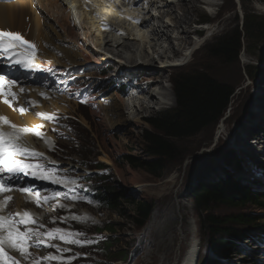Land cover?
Listing matches in <instances>:
<instances>
[{"label":"rangeland","instance_id":"374dc122","mask_svg":"<svg viewBox=\"0 0 264 264\" xmlns=\"http://www.w3.org/2000/svg\"><path fill=\"white\" fill-rule=\"evenodd\" d=\"M167 1L177 4L179 0L97 1L101 21L103 18L117 28L120 26L119 28L124 30L125 36L134 44L132 50H144L145 48L148 50L143 54H138L141 56L138 58L130 52L127 55L131 58H126L121 63L120 58L106 50L103 26L101 27L99 24L101 21H93L90 27L95 34L94 41L92 40L90 46L91 51H93L90 54L93 55V58L91 57L92 63L89 66L86 64L79 66L78 68H83L82 72L71 74L63 80L60 79L58 87L65 88V93L56 90L58 91L57 94L68 97L67 101L70 102L71 99L69 98L77 91L79 97L86 102V106L82 105L78 110V107L73 105L70 110L72 112L64 115L63 119L58 122L57 125L67 131L68 134L65 135L64 130L57 134L61 144L52 140L54 141L53 145H55L52 148L57 153L53 152L54 155L47 154L44 163L54 162L56 167L63 166V170L60 172L62 176L56 171L55 174L61 178H67L63 187L75 186L77 193H67L66 189L62 188L60 191L64 197L55 196V203L49 200L44 209L35 207L39 220L35 223V228L44 225L43 228L39 227L40 230L37 229L41 233L57 228L63 229L65 233H82V235L72 237V239H78L82 243H65L59 238L49 240L47 236H44L42 238L44 242L59 245L62 243L59 249H69V251H57V248L44 250L45 254L52 253L53 256H59L61 259L60 261L50 260L46 262L40 260L39 264H66L69 260H71V264H92L93 260L102 261L103 264H180L188 249L192 235L190 232L193 227L197 231L196 237L201 245L198 264H207V261L213 262V264H264V239L257 235L237 241L240 249L238 248L239 250L233 251L228 256L220 255L211 249L207 235L202 230L200 213L192 199L194 191L223 178L226 169L237 180H233V182L244 187V193L247 196L264 194V183L259 179L263 177L261 175L264 169L262 171L257 166L258 164L264 166V141L262 144H258L253 138L249 144L247 142L245 144L236 132L241 129L239 124L242 117L243 119L244 116L247 120L250 119L247 115L248 112L253 116L255 113L257 115L256 106L255 108H248L249 110L247 109L242 117L240 115L232 117L233 107L239 106L236 99L242 88L249 86L248 94L253 96L255 86L264 79V37L259 36V39H251L248 43L244 41V47L235 62L209 53L210 45L235 29H241L247 15L254 12L264 16V11L259 7V4H264V2L261 0H214L215 5L210 7L206 3L207 0H197L193 12L196 21L193 29H198L199 33L192 34L189 39L200 41V44L190 55L182 50L181 41L176 40L174 47L180 50L181 54L183 53V63L164 67V64L162 65L160 62V57L162 55L171 56L173 49L168 42L162 40L158 42V46L155 48L157 52L156 50H149L150 44L155 41L152 38L150 24L159 19L164 24L172 26L174 14H166L162 9ZM114 5L118 6L116 9L123 10V15L128 12L132 16L130 17L132 20L122 21L117 18L118 16L114 14L113 10ZM175 14L179 16L182 14V10H178ZM142 21L145 22L142 23ZM210 28L212 29L210 30ZM151 68L163 70V72L157 74V70L156 75H153L154 77L150 76L161 81V83L151 86L150 90L156 92L170 91L174 100L169 101L168 104L156 105L151 103L147 96H141L139 103L141 102L143 105V110H141L144 116L142 126H134L130 121L121 123L112 132L115 145L110 144L106 140L105 131L102 129L101 119L96 114L97 104L103 103L109 94L117 95L123 103L128 105L127 108L126 106L123 107V112L127 116L133 117L136 109L134 103L132 104L130 95L134 92L128 84L130 79L127 75L132 70L138 69V72H133L136 79L139 78V80H135V83L146 86L153 79L141 80L140 76L151 73L147 71ZM197 70L206 72L211 77L230 85L234 89L231 102L223 118L192 136L176 140L180 155L178 159L168 164L163 176H155L145 169L133 168L127 163H122V156L126 154L144 158L142 134L150 128L147 119L162 111L175 108L177 99L172 80L180 72ZM253 71L254 76L249 77L247 72ZM120 72L123 73L119 74ZM74 77L75 79L72 80L71 78ZM77 81L79 82L77 83ZM50 84L51 82L46 81V78L43 77L37 88L49 91L48 86ZM250 95L249 97H251ZM244 96L246 98V95ZM49 105L54 106V101ZM58 105L59 108L55 106L53 108L57 114L58 111L60 112L58 117H61L63 115L62 107L68 105L65 103L63 105L62 101ZM229 117L232 118L227 124L224 120ZM73 127H77L76 130H73ZM259 127L264 129V124H258L254 130L259 132ZM230 129L232 130L231 133H229ZM217 133H219L218 137ZM45 134L48 133H43V138L46 136ZM204 134H207L209 141L207 144L205 143L206 145L200 146L198 143ZM43 138L40 140L41 142H43ZM218 138H220L219 141ZM237 138L239 140L236 144ZM233 154L235 158L225 162L224 157ZM106 158L111 163H107ZM222 160L227 165H222L224 164ZM102 163L104 165H101ZM98 165L100 166L98 167ZM87 185L106 186V188L124 192L129 198L153 201L155 202L154 211L145 225L139 227L129 217H123L110 207L87 196L85 189ZM58 189V187L53 186L48 191L52 196L59 191ZM73 196L76 199H72ZM16 200L18 201L19 197ZM55 204L58 206L65 205V209H62L63 207L59 209L54 206ZM15 205L19 207L18 203ZM14 209L15 207H13ZM239 213L258 214L259 212L250 203L243 205L242 200L238 201L236 207L216 205L214 208V214L219 217L230 218V216ZM261 214L264 216V212ZM74 216L86 217V219H73ZM108 226H113L116 233L107 230ZM101 230L103 231L101 232ZM113 234L119 240L115 248V257L120 259V257L127 256L126 259L109 260L106 251L98 247L100 245L97 243L98 238L101 236L110 237ZM34 250L42 251L43 248L32 247L31 251ZM38 253L41 254L40 257L42 258L45 256L42 252ZM37 259L34 257L31 262Z\"/></svg>","mask_w":264,"mask_h":264},{"label":"bare ground","instance_id":"6f19581e","mask_svg":"<svg viewBox=\"0 0 264 264\" xmlns=\"http://www.w3.org/2000/svg\"><path fill=\"white\" fill-rule=\"evenodd\" d=\"M97 1L98 0H11L0 2V30L19 32L25 40L35 44L36 51L34 53L33 63L40 66L38 70H35V74L37 76H45L46 81L48 80L51 82V85L48 86L49 91H42L40 89L31 87L28 92L30 95H21L18 92L16 93V91L12 88V91L17 94V100L12 104V106L4 103L3 99L0 100V113L2 116L8 115L10 121L20 127L36 128V126H41L37 129V131L40 133H48L45 134L46 136L44 138L43 136H38L32 132L25 133L20 137L19 142L30 149H34L40 153H43L42 157L29 158L28 162L45 165V167L48 169H55L56 173L58 174L62 172L63 166L56 167L52 162L44 163V159L47 158V154L54 155L53 152L55 154L57 153V151L52 148V146H55L53 145V142L55 141V143L57 142L58 144H61L57 134L64 129L57 124L63 119L62 117L64 115L72 112L70 110L73 105L77 106L78 110L80 106H86V102L79 97L77 91L76 94L69 98L71 99L70 102L67 101L68 97L57 94L58 91H64L65 93V88H59L60 86L58 87V83L60 79L63 80L71 74L82 72L83 68H78L79 66L84 64L89 66V64L92 63L93 55L90 54H92L93 51H91L90 46L95 34H93V29L90 28L91 22L97 20L101 21V19H99V16L101 15L99 14L100 8L98 7ZM196 1L197 0H179L177 4L167 1L165 2L162 9L166 14H174L175 17L172 19V26L164 24L162 20L159 19H156L150 24L152 38H154L155 41L150 44L149 50H156L157 52V49L155 48H157L158 42H161L162 40L168 42L173 49L171 56L162 55L160 57L161 61L159 58V61L162 63V65L164 64V67L170 66L172 64L183 63V53L181 54V51L174 47L176 40L181 41L183 45L182 50L186 53H189L190 55L194 53L196 46L200 44V41L189 39L192 34L196 35L199 33L198 29H193V25L196 23L194 18L195 16L193 14L195 11ZM206 3L210 5V7L215 5L214 0H207ZM116 7L118 6L114 5L113 10L115 12L114 14L118 16L117 18H120L122 21L132 20L130 19L132 16L128 12L126 13L127 16L123 15V10H118ZM259 7L264 11V4H259ZM178 10H182V14H179V16L175 14V12ZM104 20L105 19L102 18V21L105 22V24H103L102 21V24L100 22L99 24L101 27L103 26V36L105 37L104 44L106 45V50L120 58L121 63H123L126 58H131L129 55H127L130 52H132V54L138 58L141 57L138 56V54H143V52L148 50L147 48L137 51L132 50L131 48H134V44L131 43V40L125 36L124 30L120 29L119 25L117 28L114 24L108 23L106 20ZM143 22L145 21H142V23ZM211 29L212 28H210V30ZM22 51L25 50L22 49ZM137 70L135 69L134 71ZM134 71L132 70V72L127 75L128 79H130L128 84H130V88L132 92H134V94L130 95L132 104L134 103V107L136 109V113L133 117L127 116L123 112V107L126 106L127 108L128 105L127 103H123L117 97V95L109 94L110 96L107 95L104 101L106 104L104 102L97 104L96 114L101 119V126L105 131L104 134L106 140H108V142L112 145H115V140L112 136L113 129L118 127L121 123L130 121L134 126H142L144 122V116L142 112L143 105H141V102L139 103V100L142 98L141 96H147V98L151 100V103L156 105L168 104L170 103L169 101L174 100L173 94L170 91L156 92L155 90H150V87L154 84L161 83L159 79L152 78L150 76H153L154 74L156 75V73L161 74L163 70H154L151 68L147 70L151 73L140 76L141 80L153 79L152 81L150 80L146 86L140 83H135V80H139V78L136 79V76H134L133 73ZM122 73L120 72L119 74ZM133 77L135 78L133 79ZM71 79L74 80L75 77ZM78 82L79 81H77V83ZM79 84L82 85L81 83ZM255 87L256 89L255 92H253V96L248 94L250 89L249 86L242 88L236 99L238 100L237 104L239 103V106H235L232 109V117L237 115L242 117L245 115V111H247L248 108L251 109L253 107L255 108L256 106L255 111L257 112V115L255 113V118H253V114L251 115V113L248 112L249 114L247 113V115L250 119L247 120L245 116L244 119L242 117L241 123L239 124L241 129L236 131L238 132V137H240L241 140L243 139L245 144L246 142L249 144L253 138L256 140V142H258V144H262V141H264V129L259 127V132L254 130L258 124H264V79H262V81H260ZM23 88H25V86H23ZM85 92L87 93V91ZM244 95H246V98ZM249 95L251 97H249ZM20 96H22V99L18 98ZM10 98L11 97H9V99ZM241 99L244 100L241 101ZM29 101H34L35 106L31 105ZM53 101L54 106L58 108V104L61 101L63 105L64 103L68 105L62 107L63 115L61 117H58L60 112L58 111L57 114L55 112V108H53L54 106L49 105ZM23 103L26 104L24 105ZM20 107H23L27 111L24 114H21L18 110H14L19 109ZM38 113L53 115L57 117V119L49 120L47 118H42L41 116L37 115ZM232 117H229L224 121L228 124ZM242 120H244V122H242ZM71 121L73 120L71 119ZM4 126L7 129V132L12 131L8 125ZM76 128L77 127H73V130H76ZM218 130L220 131V129ZM231 131L232 130L230 129L229 133H231ZM64 133L65 135L68 134V132L65 130ZM218 134L219 133L216 134L217 137ZM42 138L43 142L40 141ZM219 139L220 138H218V141ZM238 140L239 139L237 138L236 144L238 143ZM46 141H50L51 143ZM208 141L207 134H204L201 137L198 145L204 146L208 143ZM21 159H23V157H21ZM105 161L107 163H111V161L107 158ZM99 166L100 165H98V167ZM257 166L263 171V165L258 164ZM69 176L72 177L71 174H69ZM76 176L78 175L76 174ZM261 176L263 177L259 179L264 183V171L262 172ZM64 185L65 183L57 184L53 183L51 180L38 179L33 178L32 176L22 175L19 178L18 184H14V186H19L21 188H31L32 192L25 193L21 191H11L0 193V201H3L7 196L12 197L11 201L7 204V207H5L3 212L0 214L7 215V212L12 213L10 207H15V212L23 213L25 210H28L33 214V217L38 222V212L36 211L35 207L44 209V206H47L48 204L44 202L43 197L51 196L48 191L49 188L56 186L59 189H62ZM36 193H39V197H36ZM57 193H60L58 197H64L60 190ZM18 197L19 200L17 201L16 198ZM36 199L40 200L41 206H37V203L35 202ZM15 201H17L16 203H18L19 207L15 205ZM50 201L55 203L54 198ZM54 206L58 207L59 209L61 208L57 204ZM62 209H65V207ZM20 227L23 231L25 226L22 225ZM190 233L192 234L191 240L188 244V249L185 253V256L183 257L180 264H198L199 262L201 245L196 237L197 231L193 227ZM59 247L60 246H58V248ZM48 248L54 249L52 247ZM6 250L8 251L9 255L19 260L20 264H26L29 261V259H24L20 252L14 249ZM31 254V256H41V254L35 251L31 252Z\"/></svg>","mask_w":264,"mask_h":264},{"label":"trees","instance_id":"16d2710c","mask_svg":"<svg viewBox=\"0 0 264 264\" xmlns=\"http://www.w3.org/2000/svg\"><path fill=\"white\" fill-rule=\"evenodd\" d=\"M259 36L264 37V16L252 12L245 17L241 29H235L210 45L209 53L235 62L244 47L243 42L259 39ZM247 75L253 77L254 71L247 72ZM172 84L177 106L147 119L150 128L142 134L144 158L129 154L122 156V163H127L133 168L145 169L155 176H163L168 164L178 159L180 149L176 140L192 136L223 118L234 92L230 85L199 70L180 72L172 80ZM234 158V154L227 155L224 160L229 162ZM224 160H222L224 165H227ZM225 171L223 178L194 191L192 199L200 213L202 230L207 235L211 249L220 255L228 256L240 249L237 241L256 235L264 239V216L261 214L264 212V194L247 196L244 187L233 182L237 180L227 169ZM94 189L96 199L117 214L129 217L139 227L145 225L154 211L153 201L129 198L124 192L106 186ZM239 200H242L243 205L248 203L254 205L260 214L239 213L230 216L232 219L214 214L216 205L236 207ZM106 229L116 233L113 226H108ZM99 240L98 247L106 251L109 260L126 259L127 256L120 259L115 257V248L119 240L114 234L110 237L101 236ZM92 264H103V262L93 260ZM207 264L213 262L207 261Z\"/></svg>","mask_w":264,"mask_h":264},{"label":"snow or ice","instance_id":"6c2138e0","mask_svg":"<svg viewBox=\"0 0 264 264\" xmlns=\"http://www.w3.org/2000/svg\"><path fill=\"white\" fill-rule=\"evenodd\" d=\"M21 49H26L33 55H26V52ZM35 51V44L25 40L19 32L0 30V58L6 60L11 67H19L25 70H38L40 66L33 63ZM6 75L8 74H0V97H3L4 103L12 106L17 100V94L12 91V88L17 85L18 81L17 79H6ZM20 91L24 92L25 89L21 88ZM9 97H11V99H9ZM29 103L35 106L34 101H29ZM14 110H18L21 114L27 111L23 107ZM37 115L49 120L57 119V117L53 115L44 113H38ZM3 125H8L12 131H4ZM39 127L41 126H36V128L20 127L12 123L6 116H0V193L11 191L31 193V188L14 186V184H18L19 178L22 175L51 180L53 183L57 184L66 183L67 178L57 176L55 174V169H48L45 165L28 162L29 158L42 157L43 153L20 144L19 140L23 134L29 132L42 137L43 133L37 131ZM46 142L51 143L50 141ZM21 157H23V159H21ZM59 195L60 193H54L52 196L43 197V200L44 202H48ZM36 197H39V193H36ZM71 198L76 199L75 196ZM11 199V196H7L3 201H0V213L7 207ZM81 199L83 198L81 197ZM35 202L37 206H41L39 199H36ZM88 202L91 203V201ZM59 206L65 207L64 205ZM73 219L82 220L86 219V217L74 216ZM35 223H37L36 219L28 210H25L23 213L0 214V264H20V261L9 255L6 249H14L20 252L24 259H29L32 255L28 250L30 247H52L57 248V251H69V249L61 250L54 244L44 242L42 239L44 236H47L49 240L59 238L65 243H82L78 239H72V237L82 235V233H65L63 229L58 228L41 233L38 230L28 227V225ZM22 225L25 226L23 231L20 227ZM39 227L43 228L44 225H39ZM88 243H91V241H88ZM60 259L59 256H48L38 258L33 264H39L40 260L60 261ZM66 264H71V260L67 261Z\"/></svg>","mask_w":264,"mask_h":264}]
</instances>
